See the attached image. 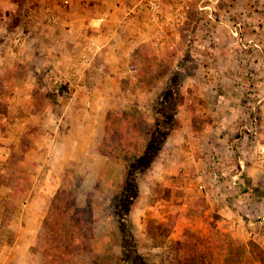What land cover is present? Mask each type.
I'll return each instance as SVG.
<instances>
[{"label":"rangeland","instance_id":"obj_1","mask_svg":"<svg viewBox=\"0 0 264 264\" xmlns=\"http://www.w3.org/2000/svg\"><path fill=\"white\" fill-rule=\"evenodd\" d=\"M188 230L260 264L264 0H0V264H169Z\"/></svg>","mask_w":264,"mask_h":264},{"label":"trees","instance_id":"obj_2","mask_svg":"<svg viewBox=\"0 0 264 264\" xmlns=\"http://www.w3.org/2000/svg\"><path fill=\"white\" fill-rule=\"evenodd\" d=\"M173 226L172 224L163 227L153 225L150 230V234L153 236L152 241L165 240L169 236ZM228 250L225 248L224 240L217 239L214 241L208 236L203 238L188 230L183 233L179 240L171 243L167 261H169V264H238L237 262L245 264V262L239 259L245 253L244 251L238 257L235 253L233 254L230 248ZM121 253L122 264H146L145 259H142L136 253L133 246L127 247L126 244H123L121 246ZM254 253L257 255V261L260 264H264V250L257 248V251H254Z\"/></svg>","mask_w":264,"mask_h":264},{"label":"crops","instance_id":"obj_3","mask_svg":"<svg viewBox=\"0 0 264 264\" xmlns=\"http://www.w3.org/2000/svg\"><path fill=\"white\" fill-rule=\"evenodd\" d=\"M207 111L206 114L212 113L215 110L211 109ZM174 115V114H173ZM172 115V116H173ZM187 116L189 117L188 119H190V116H192V113L187 111ZM94 132V131H93ZM210 132V131H209ZM211 132H215L214 129L211 130ZM219 132V131H218ZM166 144H172L171 142H167ZM169 151V150H167ZM159 158H157L158 160ZM159 161V160H158ZM156 163V162H155ZM242 167V166H241ZM95 170H97L98 172L101 171L103 173L104 176H102V179L100 180L101 184L110 186V181L112 182L115 179H119V177L122 175V171L120 169V165L116 162L110 161L107 158L103 157L102 155L98 154L95 155L94 159H93V164H92V168H91V172H96ZM236 176H233V178H235ZM107 180H109V182H106ZM100 184V185H101ZM102 186V185H101ZM239 200V199H238ZM234 202V204L237 206H239L238 203L240 202ZM229 203H231L229 201ZM232 204V203H231ZM224 205V208H222L221 211L225 212L228 210L227 206L225 204H221L220 206L222 207ZM241 208V206H240ZM239 212H242L241 209H239ZM220 213V212H219ZM230 213V212H228Z\"/></svg>","mask_w":264,"mask_h":264},{"label":"built area","instance_id":"obj_4","mask_svg":"<svg viewBox=\"0 0 264 264\" xmlns=\"http://www.w3.org/2000/svg\"><path fill=\"white\" fill-rule=\"evenodd\" d=\"M103 20H104L103 18H100V19H99V22H102Z\"/></svg>","mask_w":264,"mask_h":264}]
</instances>
